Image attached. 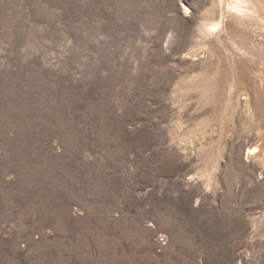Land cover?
Returning <instances> with one entry per match:
<instances>
[{
    "label": "rangeland",
    "instance_id": "374dc122",
    "mask_svg": "<svg viewBox=\"0 0 264 264\" xmlns=\"http://www.w3.org/2000/svg\"><path fill=\"white\" fill-rule=\"evenodd\" d=\"M0 264H264V0H0Z\"/></svg>",
    "mask_w": 264,
    "mask_h": 264
}]
</instances>
